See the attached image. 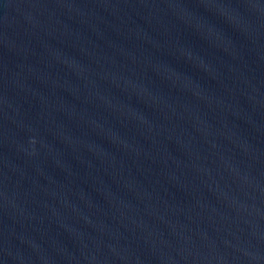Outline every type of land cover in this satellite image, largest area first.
I'll use <instances>...</instances> for the list:
<instances>
[{
	"label": "water",
	"instance_id": "obj_1",
	"mask_svg": "<svg viewBox=\"0 0 264 264\" xmlns=\"http://www.w3.org/2000/svg\"><path fill=\"white\" fill-rule=\"evenodd\" d=\"M0 264H264V0H0Z\"/></svg>",
	"mask_w": 264,
	"mask_h": 264
}]
</instances>
